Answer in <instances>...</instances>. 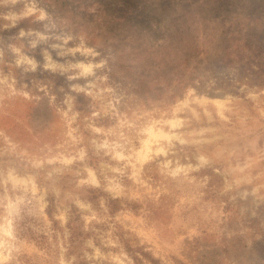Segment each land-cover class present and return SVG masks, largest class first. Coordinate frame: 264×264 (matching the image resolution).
Wrapping results in <instances>:
<instances>
[{
	"label": "clouds",
	"instance_id": "9594fccd",
	"mask_svg": "<svg viewBox=\"0 0 264 264\" xmlns=\"http://www.w3.org/2000/svg\"><path fill=\"white\" fill-rule=\"evenodd\" d=\"M0 29V264H264V0H0Z\"/></svg>",
	"mask_w": 264,
	"mask_h": 264
},
{
	"label": "rangeland",
	"instance_id": "374dc122",
	"mask_svg": "<svg viewBox=\"0 0 264 264\" xmlns=\"http://www.w3.org/2000/svg\"><path fill=\"white\" fill-rule=\"evenodd\" d=\"M232 2H233V0H216V9H217V12L219 13V11H226L227 8H228V6ZM127 3L131 7H134L135 6V0H127ZM21 26L22 27L28 26V22L25 21ZM36 27H38V25ZM15 31L16 30L13 29V30H11V32H4V31H2V29H0V35L8 36V35H11ZM37 53H39V48L37 49ZM36 58H37V60H40L41 59V57L38 54H37Z\"/></svg>",
	"mask_w": 264,
	"mask_h": 264
}]
</instances>
